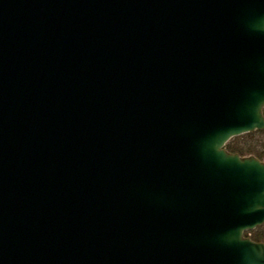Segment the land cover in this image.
Returning a JSON list of instances; mask_svg holds the SVG:
<instances>
[{
	"label": "water",
	"instance_id": "1",
	"mask_svg": "<svg viewBox=\"0 0 264 264\" xmlns=\"http://www.w3.org/2000/svg\"><path fill=\"white\" fill-rule=\"evenodd\" d=\"M264 0H0V264H264Z\"/></svg>",
	"mask_w": 264,
	"mask_h": 264
},
{
	"label": "rangeland",
	"instance_id": "2",
	"mask_svg": "<svg viewBox=\"0 0 264 264\" xmlns=\"http://www.w3.org/2000/svg\"><path fill=\"white\" fill-rule=\"evenodd\" d=\"M263 115H264V108H263ZM249 133H254L253 137H255V139H256L253 142L255 145L252 146V144H251V146H252L251 148L254 149V150L263 149V151H260V152L264 153V129L263 130H255V131L249 132ZM245 134H247V133H245ZM245 134H242V135L236 136L234 138H231L228 141L227 144H229L231 146H233V145L236 146L237 145L238 148L243 147L244 146L243 138H244ZM258 140H261V141H260V143L257 144ZM225 148L227 150V146ZM245 148H247V147H245ZM244 156L246 157V156H249V155H244ZM262 156H263V158L261 160L264 161V154ZM258 235L260 236V240L259 241L264 242V224L256 227L255 229H252V230L244 232V236H246V237H248L250 239H252L253 237H256Z\"/></svg>",
	"mask_w": 264,
	"mask_h": 264
},
{
	"label": "trees",
	"instance_id": "3",
	"mask_svg": "<svg viewBox=\"0 0 264 264\" xmlns=\"http://www.w3.org/2000/svg\"><path fill=\"white\" fill-rule=\"evenodd\" d=\"M253 134L254 133H247L245 134L244 138H243V142H244V146L243 147H240L238 148V146L236 145H229V144H226L225 147L227 146V150L231 153H237L241 156H244V155H253L255 157H257L258 159H262L263 158V154L264 153H261L260 151H263V149H257V150H254L252 149L251 147L253 145H255L253 142L256 140L255 137H253ZM261 140H258L257 144L260 143ZM252 144V146H251ZM256 144V145H257ZM260 145V144H259ZM247 147V148H245ZM252 240L254 241H259L260 240V236H256V237H253Z\"/></svg>",
	"mask_w": 264,
	"mask_h": 264
},
{
	"label": "flooded vegetation",
	"instance_id": "4",
	"mask_svg": "<svg viewBox=\"0 0 264 264\" xmlns=\"http://www.w3.org/2000/svg\"><path fill=\"white\" fill-rule=\"evenodd\" d=\"M253 156V155H252ZM257 158V157H256ZM261 160V159H260Z\"/></svg>",
	"mask_w": 264,
	"mask_h": 264
}]
</instances>
